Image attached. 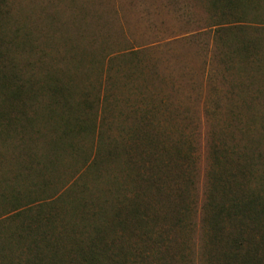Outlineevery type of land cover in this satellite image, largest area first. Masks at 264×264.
<instances>
[{
    "label": "rangeland",
    "instance_id": "1",
    "mask_svg": "<svg viewBox=\"0 0 264 264\" xmlns=\"http://www.w3.org/2000/svg\"><path fill=\"white\" fill-rule=\"evenodd\" d=\"M248 193L264 0H0V264H233Z\"/></svg>",
    "mask_w": 264,
    "mask_h": 264
},
{
    "label": "trees",
    "instance_id": "2",
    "mask_svg": "<svg viewBox=\"0 0 264 264\" xmlns=\"http://www.w3.org/2000/svg\"><path fill=\"white\" fill-rule=\"evenodd\" d=\"M240 184H237V190H239L241 193L243 192L242 189L239 188ZM255 193H248L246 196L242 195L243 200L242 201H235V198L232 199L228 207H222L221 205L216 207L219 211H224L227 213L228 217L232 215L233 212L243 214L244 213V206L252 205L255 209L254 217L255 219H252L249 217V223L256 220L257 226L259 225V221L263 216L264 212V200H261V198L255 197ZM246 198V200H245ZM233 208L232 209H230ZM217 211L216 213H218ZM247 218V216L240 218V221L243 219V221ZM242 221V222H243ZM257 226L253 227L256 228ZM245 232H241V237L238 238L237 241H234L235 243H240L238 241L247 240V236H245ZM242 248V247H241ZM239 248L238 245H236V250L231 254V258L233 259V264H262L264 262V248L262 251L257 247V245H249L248 248L245 251ZM216 264H232L230 261H227L226 259H218L216 260Z\"/></svg>",
    "mask_w": 264,
    "mask_h": 264
}]
</instances>
